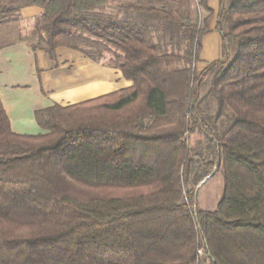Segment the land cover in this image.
Wrapping results in <instances>:
<instances>
[{"label":"trees","instance_id":"16d2710c","mask_svg":"<svg viewBox=\"0 0 264 264\" xmlns=\"http://www.w3.org/2000/svg\"><path fill=\"white\" fill-rule=\"evenodd\" d=\"M205 3L0 0V25L42 8L31 51L108 53L132 82L36 110V135L0 100V264H264V0H220L222 57L197 73ZM212 172L220 197L200 209Z\"/></svg>","mask_w":264,"mask_h":264},{"label":"crops","instance_id":"0c3cea01","mask_svg":"<svg viewBox=\"0 0 264 264\" xmlns=\"http://www.w3.org/2000/svg\"><path fill=\"white\" fill-rule=\"evenodd\" d=\"M205 2L211 16L207 21L209 30L201 38L195 64L197 73L222 57L221 39L216 30L220 0ZM200 8L204 18L209 15L203 7ZM35 14L41 15L42 8L25 6L19 10L17 20L20 17L31 19ZM15 21L0 25V37L12 34V31L14 35L7 42L0 43V100L13 132L22 135L43 133L34 117L38 109L54 103L65 106L131 86L132 82L125 79L119 69L96 62L79 50L59 46L55 49V59L42 50L31 51L19 29L10 27ZM195 134L200 135V131L190 136ZM197 140L203 141L204 136ZM213 209L215 207L209 210Z\"/></svg>","mask_w":264,"mask_h":264},{"label":"rangeland","instance_id":"374dc122","mask_svg":"<svg viewBox=\"0 0 264 264\" xmlns=\"http://www.w3.org/2000/svg\"><path fill=\"white\" fill-rule=\"evenodd\" d=\"M197 5H198L197 0H191L190 8L192 11H194L196 9V7L198 8ZM114 11H115V9L112 8L111 6H108L106 9V12H108V13H113ZM199 12H200V14H202V17H203L204 14L201 12L200 7H199ZM39 17H40V15L38 16L36 14L31 19H28V18L26 19L25 17L21 19V17H20V20L18 19L17 21H15L14 22L15 24L12 23V25L10 27L15 28V29L16 28L19 29L18 31L21 33L20 36L23 39L27 40L30 45L34 44L37 41L36 36H34V34H33L34 25L36 24ZM5 31L8 32L7 29H5ZM12 34H13V31H12ZM12 34H9V35L7 34L3 37H0V43L7 42L11 38H13L14 35H12ZM110 57H111L110 54L104 53L103 58L101 59V63H103V64L108 63L110 60ZM208 77H206L204 85L200 89V96L205 94V91L207 89L208 82H209ZM210 108H211V106H210ZM210 108L207 105V107L205 106L204 111H206V112L207 111H210V112L213 111V109H212L213 106L211 109ZM231 115H232L231 111L228 110L226 115L221 120L222 123L220 122L221 128L225 127L228 124V120H229L228 118H230ZM203 136L204 135H202L201 132H200V135L195 134L193 136H190L189 137L190 145L192 147L197 146V143L199 142L197 139L203 138ZM221 186H222L221 177H220V175L216 174V175L212 176L210 178V180H207V183H205L202 186V188L201 187L199 189L195 188L196 189V195H197L198 207L201 209L205 208L208 210L214 208L216 206V203L219 200V197H220ZM204 264H207V262H204Z\"/></svg>","mask_w":264,"mask_h":264},{"label":"built area","instance_id":"2783aa9c","mask_svg":"<svg viewBox=\"0 0 264 264\" xmlns=\"http://www.w3.org/2000/svg\"><path fill=\"white\" fill-rule=\"evenodd\" d=\"M202 255H203V249L202 248L197 249V256L201 257ZM196 264H199V263L197 262ZM200 264H204V263H200Z\"/></svg>","mask_w":264,"mask_h":264},{"label":"water","instance_id":"95a60500","mask_svg":"<svg viewBox=\"0 0 264 264\" xmlns=\"http://www.w3.org/2000/svg\"><path fill=\"white\" fill-rule=\"evenodd\" d=\"M213 175V172L209 175V176H207V177H205L198 185H197V188H199L210 176H212Z\"/></svg>","mask_w":264,"mask_h":264}]
</instances>
